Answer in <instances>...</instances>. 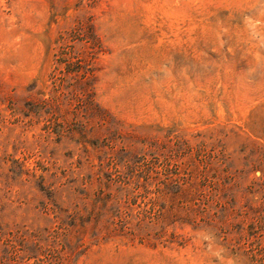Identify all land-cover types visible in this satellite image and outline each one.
<instances>
[{
    "label": "rangeland",
    "instance_id": "374dc122",
    "mask_svg": "<svg viewBox=\"0 0 264 264\" xmlns=\"http://www.w3.org/2000/svg\"><path fill=\"white\" fill-rule=\"evenodd\" d=\"M78 66L91 70L89 108ZM126 150L138 162L113 156ZM189 162L218 169L196 194L125 190L123 175L164 178ZM72 216L92 217L67 233L75 249L61 224ZM37 231L43 249L30 258L18 237ZM5 256L264 264V0H0Z\"/></svg>",
    "mask_w": 264,
    "mask_h": 264
},
{
    "label": "trees",
    "instance_id": "16d2710c",
    "mask_svg": "<svg viewBox=\"0 0 264 264\" xmlns=\"http://www.w3.org/2000/svg\"><path fill=\"white\" fill-rule=\"evenodd\" d=\"M93 3L99 0H91ZM82 24H84L82 22ZM89 34V40H91V35L88 31L84 30L83 35H88ZM76 71L78 74L81 76L79 77V80L75 81V87L77 90H79L80 94H83V101L84 104L86 105L87 108H89L93 104V93L91 91L90 87V69L84 68L83 66H78ZM84 70H83V69ZM82 69V70H81ZM75 71V70H74ZM75 71V72H76ZM113 156L118 160L119 163L123 161L129 162V164L133 165L136 162H138V155L133 152L126 150L125 152H120V151H115L113 152ZM204 166L203 169L199 170L198 166H194L193 162H189L188 166H182L183 167V173L181 172H173L171 171V168L169 166H166V171L168 173L166 174V177L162 178L159 175V172H156L155 175L150 174V170H148L145 174L143 172H137V173H129L127 175H123V179L125 181V190L131 194L133 193V190L131 189V185L137 187V188H146L149 189L153 183L157 184V189L162 193V194H167V195H181V196H188L192 194L198 193V184L196 183V179L200 177L203 181L208 180L209 173L216 174L218 169L215 166ZM133 168L134 166H128ZM133 170V169H132ZM144 179V180H142ZM105 198L103 196H100L99 201H103ZM96 218V223L93 225L94 231L99 232L98 230L100 228L99 224L101 222L100 216H97ZM92 219V217H77V216H72L71 220L68 219H61V224L63 226L68 225L67 229H65V240L64 246L65 248L69 249H75L77 246H74L72 244V241L70 239L69 233H71L73 230H76L78 232H82V230H86V224ZM108 228V226H105ZM70 231V232H69ZM58 230H56V235L55 239L53 242L59 238L57 236ZM69 232V233H68ZM68 233V234H67ZM36 237L35 240L29 239L26 235H22L20 239L19 235V245L21 246V250L24 251L25 253L28 254V256L31 258L32 256H39L40 251L43 249V242H44V236L42 235L41 231H37V233L34 235ZM46 241V239H45ZM3 264H10V261L8 258L5 256ZM20 264H22L20 262Z\"/></svg>",
    "mask_w": 264,
    "mask_h": 264
}]
</instances>
